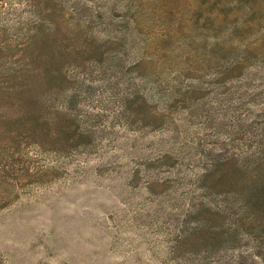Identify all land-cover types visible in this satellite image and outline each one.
Listing matches in <instances>:
<instances>
[{
  "label": "rangeland",
  "instance_id": "obj_1",
  "mask_svg": "<svg viewBox=\"0 0 264 264\" xmlns=\"http://www.w3.org/2000/svg\"><path fill=\"white\" fill-rule=\"evenodd\" d=\"M72 1L52 0L48 9L67 12ZM77 1L100 16L93 24L98 31H107L103 22L109 16L119 23L113 32L137 23L131 54L145 50L163 100L172 86L182 94L199 88V99L189 113L169 102L174 111H151L152 124L163 122L164 128L139 129L118 118L108 99L111 89L131 86L135 75H114L117 63L107 59L109 51L117 53L113 48L94 56L84 50L80 61L76 51L44 39L40 51L49 66L96 80L99 93L87 108L101 112L95 119L100 127L94 128L100 139L96 152L60 157L35 147L19 114L2 123L0 134L9 143L0 155V264H264L253 242L222 250L205 241L196 215L189 214L188 188L179 180L204 165L188 164L199 153L192 142L201 139L206 149L220 151L238 129L249 141L248 119L260 115L264 124V0ZM39 2L45 0H0V51L19 55L33 26L42 18L57 21L56 11L44 14ZM246 51L252 55L244 60ZM129 60L122 55L124 67L134 62ZM238 61L245 68L235 73ZM10 99L0 100V111H19L8 107Z\"/></svg>",
  "mask_w": 264,
  "mask_h": 264
},
{
  "label": "trees",
  "instance_id": "obj_2",
  "mask_svg": "<svg viewBox=\"0 0 264 264\" xmlns=\"http://www.w3.org/2000/svg\"><path fill=\"white\" fill-rule=\"evenodd\" d=\"M50 2L52 0L39 2L38 7L48 16L56 11L57 21L45 22L42 18L39 24L33 26L20 47L19 55L0 51V100L10 96L8 107L19 110L0 111V127L10 114H19L27 137L35 141V147L51 150L60 157L98 147L99 132L94 128L100 127L97 125L100 120L95 119L101 112L96 113L87 108L99 93L95 87L96 80H80L75 72L49 66L48 58L40 51L46 38H52L59 46L76 51L77 60L79 58L80 61L84 50L94 56L102 48H113L117 53L109 51L107 59L116 62L119 67L112 68L114 75L119 73L121 77L127 76L129 70L135 75L131 86L111 89L113 94L108 99L115 103L112 111L118 113V118L137 124L139 129L150 128L151 125L164 128L163 122H159L161 125L152 124L156 116L151 111H164V107L174 111L167 104L174 101L175 107L183 106L188 112L192 103L199 99L195 95L200 93L199 88H186L182 94L178 86H172L173 89L168 91L169 97L163 100V92L155 86L157 82L151 77L155 72L147 65L145 50L140 51L138 56L134 52L131 54L133 43L138 40L135 36L137 23L132 25L127 22L124 31L113 32L110 30L119 23L109 16L103 22L107 31H98L93 24L95 19L101 18L93 14L88 5L73 0L67 15L65 10L60 11L55 6L50 11ZM218 46L216 43L213 49ZM246 52L244 60L252 55L251 51ZM122 55L128 62L130 58L134 59L130 67H124ZM243 65L241 61L236 62L234 72H241L245 68ZM99 71L100 67L95 70ZM104 73H109L105 67ZM66 80L67 84H59ZM28 101L30 109L27 107ZM243 115L238 113L237 116L241 119ZM259 118L260 115H257V119L246 120L249 124H246L244 133L249 134V141L239 133V129L229 136L233 137L232 142L229 140L233 149L227 146L220 151L208 150L201 145L200 139L199 143L192 142L193 146L199 144L192 149L199 152L196 159L175 155L176 158L187 159L189 165L198 162L204 164L198 168L194 166L200 172L191 170L179 180L184 181L188 188L186 200L191 208L189 214L196 215V229L206 233L205 241L210 240L222 250L229 246L241 247L246 241L253 242L259 250L255 257L264 256V124L260 123ZM179 133L182 134L180 130ZM8 143L4 135L0 134V155L6 152ZM93 151L96 152L95 149ZM11 154L14 157L18 152L15 150ZM210 243L207 241L205 245L211 247Z\"/></svg>",
  "mask_w": 264,
  "mask_h": 264
}]
</instances>
